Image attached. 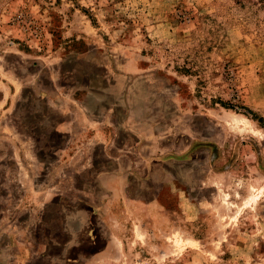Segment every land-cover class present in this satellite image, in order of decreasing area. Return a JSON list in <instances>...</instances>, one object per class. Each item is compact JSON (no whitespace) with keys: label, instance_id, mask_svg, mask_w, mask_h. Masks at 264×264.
<instances>
[{"label":"rangeland","instance_id":"374dc122","mask_svg":"<svg viewBox=\"0 0 264 264\" xmlns=\"http://www.w3.org/2000/svg\"><path fill=\"white\" fill-rule=\"evenodd\" d=\"M0 264H264V0H0Z\"/></svg>","mask_w":264,"mask_h":264},{"label":"crops","instance_id":"0c3cea01","mask_svg":"<svg viewBox=\"0 0 264 264\" xmlns=\"http://www.w3.org/2000/svg\"><path fill=\"white\" fill-rule=\"evenodd\" d=\"M117 159L120 158L118 157ZM126 159H128L130 163H133V160L130 157ZM131 169H134L133 166ZM130 173V171L125 170L123 167H119L110 175L99 176L100 187L109 194L110 198L120 201L123 205V212H120L117 215L112 214L111 216L105 217L104 229H106L107 242L119 237L120 232H118L115 228L117 226L123 227V222L119 220H122L121 215H124L125 210L128 213H132L137 222L144 221L152 212L157 213V211L160 212V209L164 210L162 205L158 202L157 196L151 200L143 199L142 197L137 198L129 193L126 189V184L129 181ZM109 217H111L114 221H110Z\"/></svg>","mask_w":264,"mask_h":264},{"label":"trees","instance_id":"16d2710c","mask_svg":"<svg viewBox=\"0 0 264 264\" xmlns=\"http://www.w3.org/2000/svg\"><path fill=\"white\" fill-rule=\"evenodd\" d=\"M261 1H263V0H261ZM222 105H226V104L225 103H222ZM228 108H230V107H228ZM230 109H233V108H230ZM258 121L261 122L262 120H258Z\"/></svg>","mask_w":264,"mask_h":264}]
</instances>
